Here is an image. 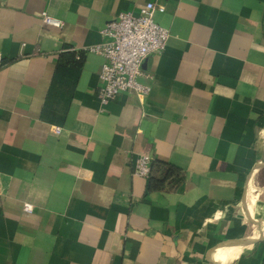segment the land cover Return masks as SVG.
<instances>
[{"label":"crops","instance_id":"obj_1","mask_svg":"<svg viewBox=\"0 0 264 264\" xmlns=\"http://www.w3.org/2000/svg\"><path fill=\"white\" fill-rule=\"evenodd\" d=\"M148 1L150 92L102 104L88 48ZM139 154L182 181L149 189ZM258 163L264 0H0V264H264Z\"/></svg>","mask_w":264,"mask_h":264},{"label":"built area","instance_id":"obj_2","mask_svg":"<svg viewBox=\"0 0 264 264\" xmlns=\"http://www.w3.org/2000/svg\"><path fill=\"white\" fill-rule=\"evenodd\" d=\"M163 11V5L146 2L137 13L121 12L117 18L106 23L101 29L104 40L88 48L100 54L104 61L99 72L98 99L102 104L113 100L121 92H132L144 98L150 92V85L140 82L141 62L150 53H161L169 37L167 28L154 20V11ZM42 21L60 27L63 21L42 13ZM59 132L60 127H55ZM152 158L139 154L133 162V173L146 177ZM23 209L32 211V205L25 203Z\"/></svg>","mask_w":264,"mask_h":264},{"label":"trees","instance_id":"obj_3","mask_svg":"<svg viewBox=\"0 0 264 264\" xmlns=\"http://www.w3.org/2000/svg\"><path fill=\"white\" fill-rule=\"evenodd\" d=\"M155 170H160L158 176H154ZM147 178L149 189L173 187L182 181L181 172L177 167L168 165L167 163H160L158 160L153 159L150 164V171Z\"/></svg>","mask_w":264,"mask_h":264},{"label":"water","instance_id":"obj_4","mask_svg":"<svg viewBox=\"0 0 264 264\" xmlns=\"http://www.w3.org/2000/svg\"><path fill=\"white\" fill-rule=\"evenodd\" d=\"M257 168H264V163H258Z\"/></svg>","mask_w":264,"mask_h":264}]
</instances>
